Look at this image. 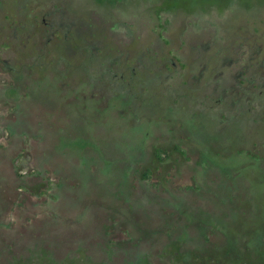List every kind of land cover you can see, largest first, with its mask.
<instances>
[{
	"label": "rangeland",
	"instance_id": "374dc122",
	"mask_svg": "<svg viewBox=\"0 0 264 264\" xmlns=\"http://www.w3.org/2000/svg\"><path fill=\"white\" fill-rule=\"evenodd\" d=\"M0 264H264V0H0Z\"/></svg>",
	"mask_w": 264,
	"mask_h": 264
},
{
	"label": "trees",
	"instance_id": "16d2710c",
	"mask_svg": "<svg viewBox=\"0 0 264 264\" xmlns=\"http://www.w3.org/2000/svg\"><path fill=\"white\" fill-rule=\"evenodd\" d=\"M16 98H18V94H15ZM22 102L28 103L29 101V97L28 95L24 98L21 99ZM47 121L42 120V123L39 126V129H42L46 135V141H45V145L49 146L50 148H53L54 151H56V153L58 155L61 156L60 160H53L52 164L55 168L63 170V171H67V172H73L75 170L74 166L70 165L69 163H67L66 161V155L71 152V151H78L79 153L84 151L85 148L89 147L91 144L89 143H85L82 144L81 147L78 146L75 149L71 148L69 146L70 144V139L71 136H68L67 134H65L66 132L63 130V125L62 124H56V121L51 122V123H46ZM49 126H50V130H49ZM53 132V133H52ZM50 133L55 134V136H53L52 138L57 142V146L52 145L48 140L49 137L48 135H50ZM85 137V136H83ZM87 140L88 138L85 137ZM76 143V142H75Z\"/></svg>",
	"mask_w": 264,
	"mask_h": 264
},
{
	"label": "flooded vegetation",
	"instance_id": "af4514ba",
	"mask_svg": "<svg viewBox=\"0 0 264 264\" xmlns=\"http://www.w3.org/2000/svg\"><path fill=\"white\" fill-rule=\"evenodd\" d=\"M14 35L16 36V33H14ZM17 94H18V98H16L17 99V101L18 102H20L21 101V99H22V97H23V99L28 95V97H29V101H28V105H32L33 107H34V105H33V97H32V94H31V92L29 91L28 93L27 92H24V95L23 96H21V94H20V91H15Z\"/></svg>",
	"mask_w": 264,
	"mask_h": 264
}]
</instances>
